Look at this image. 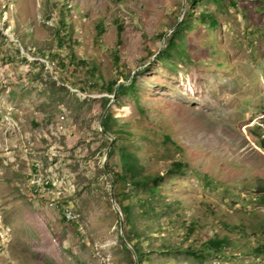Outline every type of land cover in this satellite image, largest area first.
I'll return each instance as SVG.
<instances>
[{
	"label": "rangeland",
	"instance_id": "1",
	"mask_svg": "<svg viewBox=\"0 0 264 264\" xmlns=\"http://www.w3.org/2000/svg\"><path fill=\"white\" fill-rule=\"evenodd\" d=\"M182 7L0 0V264H129L101 171L102 97L122 131L115 139L164 177L157 212L137 219L150 236L136 238L145 264H264V0L198 1L171 56L153 59ZM116 51L136 81L112 100L102 83L120 77ZM174 161L181 170L166 172ZM110 163L120 169L118 153ZM215 236L231 243L205 258Z\"/></svg>",
	"mask_w": 264,
	"mask_h": 264
},
{
	"label": "trees",
	"instance_id": "2",
	"mask_svg": "<svg viewBox=\"0 0 264 264\" xmlns=\"http://www.w3.org/2000/svg\"><path fill=\"white\" fill-rule=\"evenodd\" d=\"M200 0H186V11L184 16L181 19V22L176 26V28L171 32L169 36H167L165 40V47L162 50V52L157 56V58H167L171 56L173 49H176L178 46V38L181 36L182 32L186 30L190 22L193 20V6ZM220 1V0H217ZM208 14L202 13L201 14V20L203 22H206L208 20ZM62 26L67 25V21L62 20L61 21ZM177 24V23H175ZM212 25L215 24L214 19L212 20ZM120 32L123 28L122 26L119 27ZM59 31V30H58ZM167 31L161 33V37L163 38L164 34ZM60 34V32H58ZM63 37L62 35H59V44L62 46ZM116 64L119 68L120 77H116L113 80L107 81L106 83H102V87L104 90H106L109 93H114L116 84L119 82L120 78L124 79L125 81H128L131 77L130 72H125L121 69V66L119 65L120 57L118 56V53L116 51L115 54ZM75 60L72 59V62ZM59 63L62 66H65L66 61L65 59H61ZM37 65L44 66V63L41 61L36 62ZM95 70L93 69L91 71L92 78H95ZM135 76L132 77L131 81L128 84H120L118 88L117 95H123L129 90H131L135 84ZM45 84L49 85L50 88L53 90V92H57L61 97H64L62 95H70L69 89L65 85H57V82L55 80L46 81ZM93 88H99V84L97 82H93L92 84ZM49 88V89H50ZM82 91H86V89H82ZM72 97H75L76 101L83 105L87 101H80L77 96L74 94L71 95ZM111 101L108 97H102L101 98V104H102V112L100 114V117L102 116L105 108ZM117 119L113 116L112 113L108 112L105 119H104V127L114 134L115 136H118L120 131L119 129L115 128V123ZM99 134L106 139V143L103 145V149L100 151L102 153L106 152L108 146H109V139L100 131ZM260 146L262 149H264V141L260 142ZM118 153L120 156V162L121 167L120 169H114L113 165L110 163V159ZM183 164L180 161H174L170 167L166 169V172L168 173H174L179 170H181ZM106 167L109 169V171L113 175V194L115 197V200L117 204L119 205L121 212L123 214L124 218V234L127 239V241L133 246L135 249L137 255H138V264H145L146 260H149V257L145 255V251L142 249L139 240L136 238L142 237L143 235H146V231L141 230V228L137 224V219L139 216H145L146 214H149L151 212H157V206L159 203L160 196L162 195L160 191V184L161 181L164 179L163 175L160 173L151 174L146 171V167L141 161L140 156L137 154V152L130 148V144L119 141V139H115L111 150L109 152L108 160L106 162ZM102 173L105 174L104 168H101ZM259 191L258 194L260 196V200L264 202V185H259ZM155 202L156 205H155ZM137 205H140L142 210L137 209ZM65 218V217H64ZM261 237H264V229L260 232ZM140 234H143L140 236ZM256 234H258L256 232ZM148 238L150 237L149 235ZM120 248L127 254L129 259V264H135V260L133 257V254L131 250L125 245V243L120 239ZM230 240L228 237L223 236H215L208 241H206V246L203 249V256L205 258H208L212 255H216L217 253L223 252V250L230 245ZM163 249L166 251L174 250V247H168L166 245L162 246ZM255 250L257 252H264V244H259ZM186 252L194 253L195 251H192V249L186 250Z\"/></svg>",
	"mask_w": 264,
	"mask_h": 264
},
{
	"label": "water",
	"instance_id": "3",
	"mask_svg": "<svg viewBox=\"0 0 264 264\" xmlns=\"http://www.w3.org/2000/svg\"><path fill=\"white\" fill-rule=\"evenodd\" d=\"M185 3H186V0H183V7H182V10H184V7H185ZM181 19L182 18H179L178 19V22L177 24L172 27L169 31H167L163 38H162V42H161V45L158 49V51L155 53V55L153 56V59H155L163 50L164 48V44H165V40L167 38V36L169 34H171V32L176 28V26L181 22ZM134 73H132L130 79L126 82L124 81H120L116 84V87H115V90H114V93H113V99L117 96V93H118V88H119V85L120 84H128L132 77L134 76L133 75ZM112 102V101H111ZM111 102L108 104V106L105 108L101 118H100V122H99V128H100V131L104 134V135H107L110 137V143H109V146L106 150V153H105V156H104V159H103V164H102V167L104 168V170L106 171V173L109 175L110 179H111V190H110V195H111V201H112V204H113V207L116 211V213L118 214L119 216V219H120V237L122 239V241L125 243V245L131 250L132 254H133V257H134V260H135V264H138V255L135 251V249L133 248V246L127 241L126 237H125V234H124V218H123V214L121 212V209L119 208L116 200H115V197H114V194H113V175L112 173L109 171V169L106 167V162L108 160V156H109V152L111 150V147L115 141V136L114 134H112L111 132H109L105 127H104V119L108 113V110H109V107L111 105Z\"/></svg>",
	"mask_w": 264,
	"mask_h": 264
},
{
	"label": "built area",
	"instance_id": "4",
	"mask_svg": "<svg viewBox=\"0 0 264 264\" xmlns=\"http://www.w3.org/2000/svg\"><path fill=\"white\" fill-rule=\"evenodd\" d=\"M36 182L39 184L38 181H36ZM39 186H41V185H38L37 188H38ZM64 217H65V216H64ZM66 217L70 218V216H68L67 214H66Z\"/></svg>",
	"mask_w": 264,
	"mask_h": 264
}]
</instances>
